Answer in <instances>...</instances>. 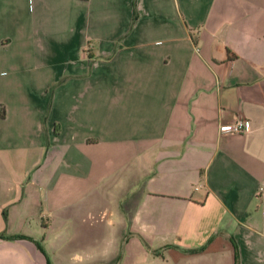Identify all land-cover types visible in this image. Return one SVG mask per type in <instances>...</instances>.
Here are the masks:
<instances>
[{
  "label": "crops",
  "instance_id": "1",
  "mask_svg": "<svg viewBox=\"0 0 264 264\" xmlns=\"http://www.w3.org/2000/svg\"><path fill=\"white\" fill-rule=\"evenodd\" d=\"M0 234V264H264V0H0Z\"/></svg>",
  "mask_w": 264,
  "mask_h": 264
},
{
  "label": "built area",
  "instance_id": "2",
  "mask_svg": "<svg viewBox=\"0 0 264 264\" xmlns=\"http://www.w3.org/2000/svg\"><path fill=\"white\" fill-rule=\"evenodd\" d=\"M247 121L245 118H237L232 122L219 124L221 134H242L246 131Z\"/></svg>",
  "mask_w": 264,
  "mask_h": 264
},
{
  "label": "trees",
  "instance_id": "3",
  "mask_svg": "<svg viewBox=\"0 0 264 264\" xmlns=\"http://www.w3.org/2000/svg\"><path fill=\"white\" fill-rule=\"evenodd\" d=\"M3 114H4V113L2 112V115H3ZM0 238L13 240V239L25 238V236H24V235H18V234H15V235L0 234ZM39 246H40V245H39ZM237 258H238V256H237V253H236V246H235V264H237V263H236Z\"/></svg>",
  "mask_w": 264,
  "mask_h": 264
},
{
  "label": "rangeland",
  "instance_id": "4",
  "mask_svg": "<svg viewBox=\"0 0 264 264\" xmlns=\"http://www.w3.org/2000/svg\"><path fill=\"white\" fill-rule=\"evenodd\" d=\"M40 242V241H39ZM119 260V259H118Z\"/></svg>",
  "mask_w": 264,
  "mask_h": 264
}]
</instances>
